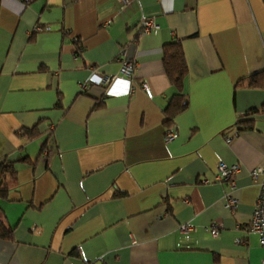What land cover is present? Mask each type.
I'll use <instances>...</instances> for the list:
<instances>
[{"label":"crops","instance_id":"0c3cea01","mask_svg":"<svg viewBox=\"0 0 264 264\" xmlns=\"http://www.w3.org/2000/svg\"><path fill=\"white\" fill-rule=\"evenodd\" d=\"M143 18L159 27L141 34ZM173 40L189 105L168 125ZM262 70L264 0H0V164L17 170L0 197L14 229L0 264H264L246 228L264 155V86L249 78ZM220 162L240 165L233 211Z\"/></svg>","mask_w":264,"mask_h":264},{"label":"built area","instance_id":"2783aa9c","mask_svg":"<svg viewBox=\"0 0 264 264\" xmlns=\"http://www.w3.org/2000/svg\"><path fill=\"white\" fill-rule=\"evenodd\" d=\"M29 1V0H24ZM133 0H119L120 7L124 9L128 5L131 4ZM140 33L145 34L149 33L152 29H156L159 27L157 22H155L154 19L150 18H143L140 23ZM40 26H36L35 30H40ZM76 42H79L78 38H75ZM118 61L121 64V73L125 75L129 82L133 84L134 79V72L136 68V62L131 59L128 56V50L126 47H121L120 52L118 55ZM112 76H99V78L96 80L97 83L105 85L108 87L110 83L113 81ZM142 88L145 90V92L148 94L149 97L153 96V92L151 90V87L147 81L142 82L141 84ZM134 87H130L131 90H133ZM176 138V131L173 128H170L165 133V141L170 142ZM233 139L232 135H226V141L231 142ZM240 170V165L238 163L234 164H227L224 162H220L218 165V173H217V179L220 182H226L228 185L231 186L232 190L228 192L226 195V206L230 210H235L236 205L239 203V198L236 197L233 194V190L236 188V178L237 174ZM250 175L259 184V194L258 198L256 200V204L254 207V211L252 213V216L246 226L249 232H253L258 234L259 236V242L262 247H264V155L261 157V159L257 162L253 168L250 170ZM222 227V224L218 222H214L209 227V230L212 234V236L217 237L220 233V228ZM187 227H184L186 229Z\"/></svg>","mask_w":264,"mask_h":264},{"label":"trees","instance_id":"16d2710c","mask_svg":"<svg viewBox=\"0 0 264 264\" xmlns=\"http://www.w3.org/2000/svg\"><path fill=\"white\" fill-rule=\"evenodd\" d=\"M163 53L165 71L171 84L178 90L165 109L166 123L171 125L173 124L174 117L189 105L188 95L184 92V80L188 73V66L180 40L165 43ZM249 83L252 86H264V70L252 74L249 78ZM23 134L28 138L40 136L35 127L24 130ZM16 173L17 170L13 162L6 161L0 164V197L8 196L10 186L7 184V180L15 178ZM13 230L3 220H0V238L11 239L13 237Z\"/></svg>","mask_w":264,"mask_h":264}]
</instances>
